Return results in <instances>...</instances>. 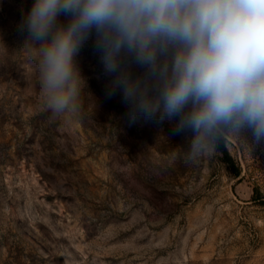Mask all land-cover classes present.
Segmentation results:
<instances>
[{
  "label": "rangeland",
  "instance_id": "rangeland-1",
  "mask_svg": "<svg viewBox=\"0 0 264 264\" xmlns=\"http://www.w3.org/2000/svg\"><path fill=\"white\" fill-rule=\"evenodd\" d=\"M32 3L0 0V264H264V145L186 162L190 134L107 97L91 41L81 112L52 119L18 30Z\"/></svg>",
  "mask_w": 264,
  "mask_h": 264
},
{
  "label": "clouds",
  "instance_id": "clouds-1",
  "mask_svg": "<svg viewBox=\"0 0 264 264\" xmlns=\"http://www.w3.org/2000/svg\"><path fill=\"white\" fill-rule=\"evenodd\" d=\"M18 30L52 119L79 116L77 57L91 41L107 97L119 93L133 123L190 134L186 162L229 140L264 145V0H33Z\"/></svg>",
  "mask_w": 264,
  "mask_h": 264
},
{
  "label": "trees",
  "instance_id": "trees-1",
  "mask_svg": "<svg viewBox=\"0 0 264 264\" xmlns=\"http://www.w3.org/2000/svg\"><path fill=\"white\" fill-rule=\"evenodd\" d=\"M219 150H221V152H223V154H224V156H225L226 159H229L228 152H227V150H226V148H225L224 145H221V147H220ZM236 173H237V172H236ZM262 201H263V203H264V200H262Z\"/></svg>",
  "mask_w": 264,
  "mask_h": 264
}]
</instances>
